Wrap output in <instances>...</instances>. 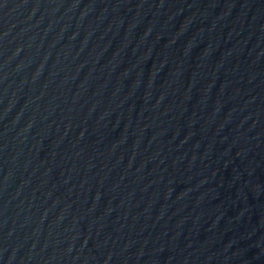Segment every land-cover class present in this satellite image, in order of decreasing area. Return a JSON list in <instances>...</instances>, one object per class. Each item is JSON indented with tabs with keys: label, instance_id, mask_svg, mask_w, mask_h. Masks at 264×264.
Returning a JSON list of instances; mask_svg holds the SVG:
<instances>
[{
	"label": "water",
	"instance_id": "water-1",
	"mask_svg": "<svg viewBox=\"0 0 264 264\" xmlns=\"http://www.w3.org/2000/svg\"><path fill=\"white\" fill-rule=\"evenodd\" d=\"M0 264H264V0H0Z\"/></svg>",
	"mask_w": 264,
	"mask_h": 264
}]
</instances>
